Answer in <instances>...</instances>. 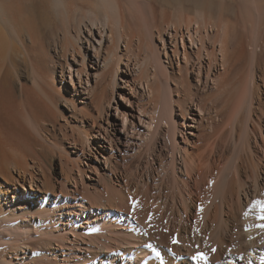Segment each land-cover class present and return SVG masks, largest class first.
Wrapping results in <instances>:
<instances>
[{
  "label": "bare ground",
  "instance_id": "6f19581e",
  "mask_svg": "<svg viewBox=\"0 0 264 264\" xmlns=\"http://www.w3.org/2000/svg\"><path fill=\"white\" fill-rule=\"evenodd\" d=\"M47 1L49 0H46V3ZM241 1H246L244 12L240 11L241 15L237 14V11L229 15L227 11L220 8L215 18L213 7L201 8L197 14L198 19L192 21L189 19L185 25L167 21L152 27L150 33L147 35L146 31L144 35L135 28L138 27L137 24L132 26L129 20V15H133V12L140 8L143 0H88L86 3L83 2L86 9L82 11L79 7L77 10L74 4L72 7L70 0H55L54 6L49 5L54 7L53 9L48 8L42 0H0V227L7 228L6 223L14 216L11 213L19 212V215H22L20 217H25V214L29 215L30 211H35L38 216L45 214L49 224H54V227L57 225L58 231L53 232L51 229L49 232L44 229L42 234L48 233L46 236L53 235L59 242H64L67 239H64L67 232L71 236L78 235L71 228L59 229V224L62 220H66L67 215L78 217V212L85 214L87 211L103 206L108 211L99 217L102 222L97 221L92 232L125 231L130 239H134L137 231H133L132 224L126 223L127 217L130 219L132 216L133 218L140 216L144 219L149 218L150 220L147 219L149 221L157 218L155 225H158L156 223L160 220L158 218L163 219L168 213L175 220L178 216L182 220L183 217L190 216L191 204H196L194 198L196 192L191 188L193 183H196L201 184L205 190L213 189L214 192V199L210 200L211 202L204 204L205 202L202 201L205 207L204 209L201 207L203 209L201 211H203V226L207 229H211L210 225L213 226L212 236L215 242L210 247L207 243L208 239H202L199 234L195 237V242H192L186 233L183 235L177 233L174 238L173 230L168 232L169 229L165 231L166 228H162L161 231L155 230L159 231V234L154 232V235H160L157 240L164 243L161 245H165L169 252L172 251L177 256H186V260L180 264H206V260L209 264H264V248L258 249L263 256L261 258L254 252V246L252 249V246H248L249 241L251 245L258 243L261 234L259 231L264 229H257L250 224L253 220L251 221L249 210L246 211L250 205L256 204L259 207L258 200L262 199L260 187L264 185L263 158L260 160L261 164L248 159L256 164L251 165L254 174L251 185L247 184L246 180L245 183L242 180L244 178L242 171L245 168L243 161L246 157L244 160L243 157H237L236 160L239 158L241 160L237 165L233 158L236 166L230 163L236 168L233 179L230 178L231 180L227 181L233 174L232 169L230 175L228 170L233 166L230 164L229 167L226 166L230 161H227L225 166L222 165V168L227 167L228 172L217 168L219 174H215L216 176L213 174L214 165L219 161L218 151L216 154L214 150L217 145L214 146L211 143L213 133L219 126L217 121H220L226 111L229 112V116L226 115L228 121L225 123L231 128L229 132L227 130L228 133L231 132V139L235 140L240 124L243 123V115L247 116L244 125L245 135L241 134L243 139L242 136L237 138L242 142L246 140L242 144L243 147L247 144L245 147L247 156L249 155L247 153L252 151V147L250 138L246 139V135L248 138L250 133L256 131L254 129L250 132L248 122H253V116L258 109L264 116V84H256L253 80L251 81V74L248 77V74L240 72L246 69L247 64L253 69L255 62H260L263 58L264 0ZM155 8L154 13L157 9ZM155 18L158 19V17ZM57 76L60 85L56 81ZM68 76L70 81L67 84ZM90 77L94 78V83H91ZM23 79L29 81L30 86L33 85L32 88L35 86L34 89L39 87L43 90L44 85H48L51 94H49L50 91L48 94L45 93L48 92L45 87L44 95L46 94L48 98L51 96V102L54 104L58 105L60 99L67 105L66 112L59 111L58 114H54L55 120H51L54 124H49L50 128L46 127L48 130H45V135L44 131H39L41 126L38 131L35 130L37 125L34 127L33 119L37 116L33 117V112H30L31 114L28 112V106L33 101H30V97L37 90L28 86ZM68 85L73 89L72 94L61 95L60 89L63 87L71 92L69 88H66ZM31 91L32 96H30ZM78 94L80 98L76 97ZM79 102L81 105H77ZM32 107L34 108V105ZM38 107L40 108V105ZM79 115L82 116L80 119ZM59 120L63 122L59 123ZM70 120L72 124L69 123ZM222 120L224 121L225 118ZM31 125L34 131L29 129ZM61 128H69L72 135L77 138H72L75 139L71 140L72 142L67 141L71 151L67 146L60 145L67 155L70 156L72 152L75 154L72 158L79 160L78 176H86L90 180L89 186L95 188L98 186L97 189L102 187L103 190L95 193L99 203L95 198L96 200L91 201V203L95 201V204L89 201L91 205L88 207V201L84 196L88 195L87 188L83 187L85 184L82 185L80 181L79 183L75 176L71 179L66 177V167L71 161L73 162V159H67V162L59 161L60 182L71 186L66 193L68 197L60 193L61 191L59 193L56 191V182L53 183L51 174L45 169L44 149L39 148L37 143L33 144L31 138H33L32 132H37L39 137L43 135V138L50 140L51 133ZM224 129L226 128H223V131ZM256 133H259L257 136L264 142L262 128ZM256 133L253 132L255 135ZM220 134L222 136V133ZM179 136L182 141L178 140ZM39 137L36 138L39 139ZM235 141L233 144L239 143ZM86 142L91 145H85ZM86 147H92V154L89 156H87ZM241 149L242 147L240 152H242ZM243 151H245L244 148ZM242 153L245 154V152ZM242 153L238 156L243 155ZM49 165L52 166L51 161ZM178 170L180 174L182 173V177H179L181 175H178ZM141 171L146 173L144 175L146 179L139 176ZM244 175L246 176V173ZM152 179L153 182H150ZM167 179L171 180L172 193L175 195L179 193L181 196H179L180 206L177 207L176 204L171 210L165 208V203L162 205L161 201L163 192L161 189H164ZM157 182H160L159 189L155 188ZM80 185L81 188H79ZM27 188L32 194L28 198L25 197V192H21ZM80 189L86 192L84 194L80 192L83 197L76 193ZM154 189L159 190L157 196L153 194ZM198 190L200 187L197 193ZM151 194L154 197H150ZM203 194L206 195V192ZM102 197L106 198L107 204L100 205ZM217 199L220 200L219 204H216ZM175 200L173 198V201ZM109 203L112 204L109 205ZM263 207L259 208L264 209ZM111 211H114L117 216L113 217ZM237 212H244L243 223L245 222L244 226L249 231L244 232L240 229L243 225H240L241 219L238 227L235 223L234 240L238 242H232L238 243V248L236 246V252L232 250L225 254L223 262L225 255L221 251L229 246L225 242V237L231 233L223 230L228 222L224 220V214L233 216L238 222L241 215L238 217ZM256 220L257 223L261 222V218L259 220L256 217ZM256 220L253 222L256 223ZM8 225L15 230L16 226L12 223ZM160 225L161 223H159L161 228L162 225ZM214 225L218 226L215 228ZM31 229L29 226L27 231L24 230L27 232L25 236L27 239L30 238ZM158 241L157 243H160ZM174 241L176 243H173ZM62 244L64 243L59 245L63 248ZM61 247L58 248L61 249ZM131 247L134 249L131 252L135 253L129 260H122L124 264H146L142 260L150 254L148 264H162L160 251L152 250L153 253H150L151 250L149 251L143 243L138 242ZM248 251L254 252L252 254L255 257L249 256ZM163 253L165 256V251ZM6 256L12 261L13 257L18 259L15 255ZM6 256L3 258L8 260ZM97 257L95 256L92 262ZM10 260L8 261L11 262ZM106 260L111 261L112 264L119 262L112 261L110 257ZM203 260L205 261L202 262ZM164 261V264H178L176 259L168 256V253ZM104 262L106 261L102 264H105ZM19 263L23 264V258L19 260Z\"/></svg>",
  "mask_w": 264,
  "mask_h": 264
},
{
  "label": "rangeland",
  "instance_id": "374dc122",
  "mask_svg": "<svg viewBox=\"0 0 264 264\" xmlns=\"http://www.w3.org/2000/svg\"><path fill=\"white\" fill-rule=\"evenodd\" d=\"M43 1L45 2V4H46V6L48 7V8H51V9H53L52 7H50V6H52L53 4L55 5V0H49V1H47V3H46V0H42V3H43ZM69 1V0H68ZM89 1H91V0H89ZM83 2H88V0H70V4L72 5V4H74L75 5V8H77V10H78V7L80 8L79 10H85L86 9V7L84 6V3ZM243 2V3H242ZM245 2L246 1H241V0H143V4L142 5H140V8H141V10H140V8L137 10V11H134L133 13V15H129V20H130V22H131V24H132V26H134L135 24H137V26L138 27H135L141 34H144V33H146V31H147V35H148V33H150L149 31H151V28L153 27H155L156 25H160V24H162V23H164V22H169V23H180V24H183V25H185L186 23H187V21L189 20V19H191V21L192 20H194V19H198L197 17H198V13L201 11V8H206L207 9V7L210 9V7H213L214 8V12H213V14L215 15L214 17L216 18L217 16L216 15H218V12H219V10H220V8L222 9V10H224V11H227L228 12V14L230 15V14H232L233 12H235V11H237L236 13L237 14H239V15H241L240 13L241 12H244V9H245V7H246V5H245ZM231 3H233V4H235V6L234 5H232ZM145 4V5H144ZM152 4H153V6H152ZM241 4V5H240ZM50 5V6H49ZM53 5V6H54ZM155 5V6H154ZM240 5V6H239ZM72 7H74L73 5H72ZM156 9V13H154V8ZM153 8V9H152ZM235 9V10H234ZM242 10V11H241ZM241 11V12H240ZM153 15V16H152ZM137 16V18H135ZM161 16V17H160ZM133 17V18H132ZM155 17H158V19H156ZM135 18V19H134ZM153 18H154V20H153ZM214 18V19H215ZM140 19H141V21H140ZM156 22V24H154V22ZM137 23H136V22ZM196 21V20H195ZM159 24H158V23ZM140 23V24H139ZM136 26V25H135ZM141 28V29H140ZM149 28V29H148ZM141 30V31H140ZM146 34H144V35H146ZM263 40V39H262ZM142 53V52H141ZM143 55V54H142ZM142 55H141V57H142ZM263 58H264V54H263ZM261 59V61L260 62H255V66L253 65V69H252V67L250 66H245L246 67V69L244 70V71H240V72H244V74L245 75H247L248 74V77H249V74H251V81L253 80V82H255L256 84H259V85H263L264 84V59ZM260 65V66H259ZM244 67V68H245ZM252 71V72H251ZM249 72H251V73H249ZM253 73V74H252ZM74 74V79H76V77H75V73H73ZM239 76V75H238ZM90 80H91V83H94V78L93 77H90ZM23 81H25V82H27V84H28V86H30L31 85V83L29 82V81H27V80H25V79H23ZM56 81H57V83L60 85V83H59V77L57 76V78H56ZM69 81H70V78H69V76L67 77V84L69 83ZM33 86V85H32ZM32 86H30L31 88H32ZM69 86V87H68ZM66 88H69V90H71V92H69V91H67L66 89H65V87H63V88H61L60 89V92H61V95H64V94H72V87L70 86V85H68ZM45 87H47V89L48 88H50L48 85L46 86V85H44V87H43V90H45L44 88ZM34 88H35V86H34ZM34 88H32V89H34ZM39 89V87L37 88V89H34V90H37V92L35 91V94H33V92H34V90H33V92L31 91V93H30V96H32V94H33V96L32 97H30L31 98V100L30 101H32L31 103H30V106L32 105H34V108L32 107V109H30L31 107L30 106H28L29 107V109H28V112L30 113H32V115H33V117H35V116H37V118L35 117L34 119H33V121L35 120L36 121V119H37V121L35 122H33L32 124L34 125V127L37 125V127H35V128H37V129H35V130H37L38 131V129L39 128H41L39 131L40 132H43L44 131V135H45V130L47 131L48 129L46 128V127H48V128H50V125H53L54 124V122L53 123H51V120L52 121H54L55 120V118L53 117V116H55L56 114H58L59 113V111H60V113H63V112H66V110H67V105H65L64 104V102L63 101H60V99L58 100L59 102V104L57 105L56 103L54 104V102L52 103L51 101H52V99H51V96H50V98H48V96H45L44 95V92H43V90H38ZM42 89V88H41ZM39 91H40V93H39ZM47 91V90H46ZM49 91H50V93H49ZM43 92V93H42ZM37 93V94H36ZM42 93V94H41ZM45 93H49V94H51V90L50 89H48V92H45ZM35 95V96H34ZM37 95V96H36ZM43 97V98H42ZM76 97H79L80 98V96H79V94L76 96ZM40 98H42V100L40 99ZM47 98V99H46ZM50 101H49V100ZM34 100H36V101H34ZM39 100H41V101H43L42 102V104H41V101L39 102ZM29 101V100H28ZM29 101V102H30ZM29 102H28V104H29ZM35 102H36V104H35ZM39 102V103H38ZM45 102V103H44ZM62 104H61V103ZM43 104H44V106H43ZM47 104H49L48 106H47ZM52 104V105H51ZM64 104V105H63ZM40 105V108L42 107V109H40L38 106ZM54 105H57L56 107L54 106ZM77 105H81V103L79 102V104H77ZM50 106V107H49ZM46 108V111H44L45 110V108ZM44 108V109H43ZM50 108V109H49ZM38 111H37V110ZM49 111H48V110ZM32 110V111H31ZM41 110V111H40ZM48 111V112H47ZM53 111H55V112H53ZM226 110H224V112H225ZM37 112H38V114H37ZM51 113V114H49L48 115V113ZM224 112H223V115H224ZM258 112V113H257ZM30 113V114H31ZM46 113V114H45ZM56 113V114H55ZM260 113V114H259ZM37 114V115H36ZM45 114V115H44ZM55 114V115H54ZM229 116V112H227L226 111V114L223 116V117H221V119H220V121H217L218 123L217 124H219V126H218V129H216L215 131H214V137L212 136V141H211V143H213V145L214 146H216L217 145V147H214V150H215V152H216V154H217V151H218V154H217V156H218V162L214 165V170H213V174L215 175H218L219 174V169H217V168H222V165L223 166H225L226 165V163H227V161L229 162L226 166H228L229 167V164L230 163H233L234 165H235V163H236V165L239 163L238 161L240 160V158H242L243 160H244V158L246 157H248L247 159L245 158V160L243 161L244 162V164H245V168H244V171H242V176L244 177V178H242V180H243V182L245 181L247 184H253V179H254V174H253V168H251V167H253V166H251V165H254L255 163H258V164H261L262 162H264V147L262 148V146H263V140L260 138V137H258L257 135L259 134V133H256V132H259V130H260V128H262V133L264 134V116H263V114H262V112L258 109L256 112H255V114H254V116H253V122H248L249 123V130H250V132L251 131H253L254 129L256 130V131H253L254 133H256V135L255 134H253V132H252V134L250 133V135H249V137L247 138V135H246V139H249V142H250V144H251V152H248L247 154H249V155H247L246 156V152H247V149L245 148V147H247L246 145L243 147V144L242 143H245L246 142V140L244 139V141L242 142L241 140H238L242 135H245V132H246V129H245V132H244V125L246 124V120H247V116H245L244 117V115H243V123H241L242 124V128H241V124H240V128H239V130H238V134H237V136L236 137H234L235 138V140H232L231 139V132L230 133H228L229 131H230V127H228L227 126V124L225 123V122H227L228 121V117L227 116ZM261 115V116H260ZM41 116V117H40ZM50 116V117H49ZM263 116V117H262ZM32 117V118H33ZM79 117V119H80V117H82V116H78ZM41 118V119H40ZM223 118H225V120L223 121L222 119ZM227 119V120H226ZM42 121V122H41ZM49 121V122H48ZM60 122L59 123H62L63 121H61V120H59ZM223 121V122H222ZM40 124H39V123ZM257 122V123H256ZM56 123V122H55ZM69 123H71L72 124V120H70V122ZM259 123V124H258ZM50 124V125H49ZM255 124V125H254ZM45 127H44V126ZM259 125H261V127L259 126ZM39 126H41V127H39ZM73 126H75V125H73ZM30 127V126H29ZM32 127V128H31ZM31 127L29 128L30 130H32V129H34V127L31 125ZM71 127V126H70ZM260 127V128H259ZM44 128V129H43ZM74 128V127H73ZM71 128L72 130H76V128ZM223 128H226V129H224V131H223ZM259 128V129H258ZM227 130H228V132H227ZM242 130V131H241ZM32 131H34V130H32ZM31 131V132H32ZM223 131V132H222ZM241 131V132H240ZM40 132H39V134H40ZM37 133V132H36ZM35 132L33 133L32 132V136H33V138H31V140H33V144H39V148H42V149H44V153H45V156H46V161L44 160V163L46 164V171H49L48 173H50L51 174V178H52V180H53V183H55L56 184V191L59 193L60 191V193H63V195H66L67 196V191L69 190V188L71 187L70 185H66V184H62L61 182H60V179H61V174L59 173V171L61 170L60 169V160H62V161H64V162H67L66 160L67 159H73L72 158V156H74L75 154H73L72 152H71V155L69 156V155H67L63 150H62V146L61 145H65V146H67V148H68V150L69 151H71L72 149L71 148H69L70 146V144H68V140H69V142L72 140H75V139H72V138H76V137H74V135H72V132L69 130V128H61V129H57L55 132H52L51 133V135L52 136H50L49 138H50V140H47V139H45V138H43V135H41L40 137L36 134ZM55 133V134H54ZM220 133H222V136H221V134ZM227 133V134H226ZM36 134V135H35ZM69 134V135H68ZM216 134V135H215ZM224 134H225V136H224ZM228 134H230V135H228ZM242 134V135H241ZM247 134V133H246ZM47 135V134H46ZM240 135V136H239ZM254 135H255V137H254ZM64 136H66V137H64ZM36 137H39V139L38 138H36ZM226 137V138H225ZM38 139V140H36V139ZM238 138V139H237ZM242 139H243V136L241 137ZM245 138V137H244ZM77 139V138H76ZM224 139V140H223ZM178 140L179 141H182V139H181V137L179 136L178 137ZM220 140H221V142H224V143H221L220 142ZM237 140H238V142H237ZM256 140H257V142H256ZM71 141V142H72ZM233 141H235L236 143H238V144H233L234 142ZM226 142V143H225ZM256 142V143H255ZM55 143V144H54ZM221 143V144H220ZM60 146H59V145ZM88 143L86 142V144L85 145H87ZM204 144V143H203ZM203 144H201V145H203ZM225 144V145H224ZM240 144V145H239ZM91 144L89 143L88 144V146H90ZM222 145V146H221ZM58 146V147H57ZM87 146V147H88ZM261 146V147H260ZM86 147V152H87V156H89V155H91L92 154V147H90V148H87ZM239 147V148H238ZM240 147H242V149H241V151L242 152H245V154L244 153H242V152H240L239 150H240ZM216 148V149H215ZM237 148H238V150H237ZM243 148L245 149V151H243ZM259 149H261V150H259ZM224 150V151H223ZM239 153H238V152ZM262 151V152H261ZM254 152V153H253ZM90 153V154H89ZM236 153H237V156H236ZM243 154V155H241V156H238L239 154ZM222 155V156H221ZM250 155H251V158H249L250 157ZM223 157V158H222ZM227 157V158H226ZM236 157V158H235ZM237 157H240L238 160H236L237 159ZM233 158L236 160H234V162H233ZM258 158V159H257ZM263 158V159H262ZM54 159V160H53ZM226 159V160H225ZM248 159H250V160H252V161H254V162H252V161H250V160H248ZM262 159V162L260 161ZM247 160V161H246ZM51 161V164H52V166L50 167V165H49V162ZM53 161V162H52ZM79 161V160H78ZM78 161L77 160H74L73 159V162L71 161V163L73 164H71L70 163V165L68 166V167H66V170H65V175H66V177L67 178H74V176L75 177H77V180H78V182L80 181L81 182V184L83 185V184H85V186H83L84 188H87V193H88V195H84L85 197H86V200L88 201V203H89V201H90V203H91V201H93V200H96L97 199V202L99 203V200H98V198H96V196H95V193L97 194L98 193V191L99 190H101L102 189V187H100L101 189H97L98 188V186L95 188L94 186H89L90 184V180L86 177V176H84V175H82L81 177L83 178V181H81L82 180V178L80 177V176H78V174H77V169H78V167L80 166H78ZM241 161V160H240ZM245 161H246V163L248 162V164L246 165V163H245ZM47 162V163H46ZM180 162V161H179ZM221 162V163H220ZM260 162V163H259ZM251 163V164H250ZM233 164H230V165H232L233 167H229L228 168V170L230 171L229 172V175L230 174H232V176H229V178L227 179V178H225V179H227V181H229V180H231V179H233L234 177H235V175H234V172H236V168H235V166L233 165ZM257 164V165H258ZM217 165V166H216ZM248 165H250V166H248ZM256 165V164H255ZM70 167V168H69ZM180 167V166H179ZM247 167V168H246ZM183 168V167H182ZM181 168V169H182ZM224 168V169H223ZM222 169H221V171H223V170H225L226 171V169H227V167H223ZM50 169V170H49ZM69 169V170H68ZM75 169V170H74ZM233 170V172L231 173V171ZM248 169V170H247ZM252 169V170H251ZM224 171V174H226V172H228V171H226L225 172ZM249 172V174L247 173V172ZM101 173H103V171H100ZM68 173V174H67ZM70 173H72V174H70ZM246 173V176L247 175H249L247 178H246V176L244 175ZM250 173H252V174H250ZM72 175V176H71ZM144 175H146V173H142V171H141V173L139 174V176L141 177V176H143L144 177V179H146V177L144 176ZM155 175H157V174H155ZM178 175H181V176H179V177H182V173L180 174L179 173V170H178ZM215 175V176H216ZM253 177H251V176ZM84 176V177H83ZM103 176H105V175H103ZM161 177H162V175H160ZM228 176V175H227ZM56 177V178H55ZM58 177V178H57ZM106 177H108L109 178V176L108 175H106ZM169 178L171 177L170 175L168 176ZM233 177V178H232ZM81 178V179H80ZM107 178V179H108ZM231 178V179H230ZM251 178H252V180H251ZM57 179V180H56ZM59 179V180H58ZM159 179V178H158ZM157 179V180H158ZM108 180H110V178L108 179ZM168 181H167V183L165 184V186L163 187L164 189H161L163 192H162V199H161V201H162V205H164V203H165V205H164V207L165 208H168L169 210H171L172 208H173V206L174 205H176L177 204V207L178 206H180V195H179V193H177V195H175L174 193H172L173 192V189L170 187V185H171V180H169V179H167ZM250 180H251V182H250ZM169 181H170V184H169ZM79 182V183H80ZM150 182H153V179L152 180H150ZM244 182V183H245ZM155 183V182H154ZM58 184V185H57ZM111 184V183H110ZM157 184V186L155 185V188L156 189H159L160 188V182H157L156 183ZM159 184V185H158ZM196 184V183H195ZM194 183H193V186H191V188L196 192V196L194 197L195 198V203L196 204H191V207H190V211H191V213H189L190 214V216H188V217H183L182 218V220H181V218L178 216V217H176L177 219L175 220V218H173L172 216H170L169 215V213L168 214H166L167 216H164V218L163 219H165L164 221H162L163 219L162 218H158V222H156L158 225H155L154 224V222L156 221V219L157 218H154L153 220L151 219V221H149L150 219L149 218H147V219H149V220H147L146 218L144 219V218H141L140 216L139 217H137V216H134V218H133V216L129 219V217H127L128 218V220H126V223H128V224H132V226H133V231H137L134 235H135V238L134 239H130L129 237L130 236H128L127 234H125V231H118V232H116V230H111V231H103V232H92L93 231V227L95 226V224L97 223V221H99V223L100 222H102V220L99 218L100 216H102V214H104L105 212H107L108 210H106V209H104L103 208V206L102 207H100L99 206V204H97V206H99V208H94L93 209V211H87L85 214L84 213H82V212H78V217H76V216H74V215H72L71 217H68V215H67V218H66V220H62V222L59 224V229H63V228H71L75 233L77 232L78 233V235H77V237H76V235L74 236V235H69V233L67 232L66 234H65V238L64 239H66V240H64V242H59L57 239H56V236L54 237L53 235L52 236H46V235H48V233H44L45 234V236H42V235H44V234H42L43 232V230L45 229H47V231H51V229L53 230V232H55V231H58V229H56V227H57V225L54 227V224H52V223H50L49 224V222H48V218L46 217V215L44 214L43 216H38L37 214V212H35V211H33V212H29V215H26L25 214V217H20V216H22V215H19V212H15V213H11L12 214V218H9V220H8V222L6 223L7 224V228H2V227H0V264H7V263H10V264H20L19 263V260L21 259V258H23V264H102L103 263V261H106V262H104L105 264H112V262L110 261V262H108L106 259L108 258V257H110V258H112V261H114V260H116V261H119V262H117V264H124L123 262H122V260H129V258H131L133 255H134V253L135 252H131L132 251V247H131V245L132 244H137V242L138 243H143V245L144 246H146V248L150 251V253H153V251L155 252V251H160V254L162 255V257L160 258V260L162 261H160L162 264H164L165 263V261H164V259L166 258V256H167V253H168V256H170V257H172V259H175L174 258V256H171L170 255V252H169V249L168 248H165V245L163 246V245H161V244H164V243H161L160 241H158L157 240V237L159 238V236L160 235H154V232H155V234H159V231H155L156 229L158 230H160V229H162V228H166V229H164L165 231H167L168 229H169V231L168 232H172V230H173V235H174V238H176L175 237V235H177V233L178 234H187L188 236H189V239L192 241V242H195L196 240H195V237L196 236H198V234L200 235V237L202 238V239H204V240H207V243L210 245V247L212 246V244L215 242L214 241V236H212V233H214L213 231H212V225H210V228L211 229H207L206 227H204L203 226V222H202V213H203V211H201V210H203L204 209V207H205V205L204 204H206V203H208V202H211L210 200H213L214 199V192L212 191L213 189H208V188H206V190H205V188H203L202 187V185L201 184H196L195 185ZM169 185V186H168ZM198 185V186H197ZM86 186H88V187H86ZM196 186V187H195ZM249 186V185H248ZM158 187V188H157ZM200 187V190H198L199 192L197 193V189ZM79 188H81V185H80V187ZM166 188V189H165ZM171 188V189H170ZM197 188V189H196ZM201 188H203L202 190H201ZM261 188V192H262V199H260L261 201H263V202H261V201H259L258 200V205H259V207H263L264 206V200H263V197H264V185L262 184V187H260ZM92 190V191H90V190ZM95 189V190H94ZM156 189H154L153 190V194L154 195H156L157 193H159V190H156ZM245 189V188H244ZM263 189V190H262ZM97 190V191H96ZM103 190V189H102ZM172 190V191H171ZM184 190H185V192H187V190L184 188ZM90 193H89V192ZM157 191V192H156ZM201 191V192H200ZM209 191V192H208ZM21 192H25L24 193V195H25V197L26 198H28L29 196H30V194H31V191L27 188V190H22ZM80 192H81V194L83 193H86L85 191H83V189H80L79 190V192H76L79 196L81 195L80 194ZM105 192V191H104ZM206 192V195L205 194H203V193H205ZM260 192V193H261ZM188 193V192H187ZM153 194H151V196L150 197H154L153 196ZM199 194H201V196H199ZM213 194V195H212ZM32 195V194H31ZM60 196H62L61 194H59ZM170 195V196H169ZM82 197H83V195H81ZM90 196V197H89ZM157 196V195H156ZM171 196H172V198H171ZM177 196V197H176ZM180 196V197H179ZM198 196V197H197ZM205 196V197H204ZM53 197V196H52ZM68 197V196H67ZM70 197V196H69ZM200 197V198H199ZM204 197V198H203ZM96 198V199H95ZM173 198H175L176 200L175 201H173ZM197 198V199H196ZM202 198V199H201ZM207 198V199H206ZM102 199V201L100 202V205L101 204H107V200H106V198L105 197H102L101 198ZM179 199V200H178ZM85 200V201H86ZM172 200V201H171ZM168 201V202H167ZM205 202L204 204H203V202ZM217 201H218V203H217ZM219 201L220 200H216V204H219ZM110 202V201H109ZM88 203H87V206L89 207L91 204H95V201L93 202V203H89V205H88ZM173 203H175V204H173ZM261 203V204H260ZM110 204H112V203H109V205ZM203 204V206H200V205H202ZM31 205H35V204H31ZM196 205V206H195ZM113 206V205H112ZM203 209H202V208ZM259 207H257V205L256 204H254L253 206L252 205H250V206H248V208L246 209V211H248L249 213H250V218H252L251 219V221L253 220L254 222H255V220H256V217H257V219L259 218V220H260V218H261V222H260V224H258L257 223V220H256V223H254L253 221H252V223L250 222V224H253L254 225V227H257V229H259V228H262V229H264V209H260ZM72 207H70V209H71ZM260 210V211H258V209ZM264 208V207H263ZM255 211V212H254ZM115 212H116V210H115ZM238 212H239V210H238ZM237 212V213H238ZM260 212V213H259ZM263 212V213H262ZM33 215H32V214ZM88 213V214H87ZM111 213L113 214L112 216L114 217V216H117V214H114V211H111ZM258 213H259V215H258ZM82 214V215H81ZM94 214V215H93ZM243 214H244V212H240V213H238V217H239V219H238V222H236V220L233 218V216H229V214L227 215H225L224 214V220H227L228 222H226V224H227V226L223 229L224 230V232H231V233H228L227 235L228 236H226L225 237V242H227V245H229V246H227V247H225V249L223 248L222 249V251L221 252H223V254L225 255H227L230 251H237V248H238V243H235L234 242V244H233V242L232 241H236V242H238L237 240H234L235 238H234V233H235V231H236V229H234V226H235V228H236V224H237V227L239 226V222L240 221H242V222H240V225L241 224H243V225H241V227H240V229H242V231H244V232H247V231H249V230H247V227L246 226H244V224H245V222L243 223ZM253 214V215H252ZM98 215V216H97ZM257 215V216H256ZM16 216V217H15ZM37 216L39 217V218H37ZM227 216V217H226ZM97 218V220H96V218ZM166 217V218H165ZM47 218V219H46ZM94 218H95V221H94ZM179 218V219H178ZM188 218V219H187ZM233 218V219H232ZM43 219V220H42ZM46 219V220H45ZM72 219V220H71ZM241 219V220H240ZM11 220V221H10ZM26 222H25V221ZM138 220V221H137ZM180 220V221H179ZM235 222H234V221ZM240 220V221H239ZM46 221V222H45ZM182 221V222H181ZM48 222V223H47ZM75 222V223H74ZM124 222H125V220H124ZM124 222H120V223H124ZM10 223H12L14 226H16V228H15V230H12L10 227H9V225L8 224H10ZM42 223V224H41ZM69 223V224H68ZM159 223H161V228L159 227ZM230 223H232V225L230 224ZM236 223V224H235ZM49 224V225H48ZM63 224V225H62ZM66 224V225H65ZM154 224V225H153ZM229 224V225H228ZM45 226V227H43V226ZM148 225V226H147ZM150 225V226H149ZM164 225V226H163ZM216 225V224H215ZM214 225V227L216 228L217 226H215ZM231 225V226H230ZM256 225V226H255ZM19 226V227H18ZM30 226V228H32L31 230H32V233L29 235L30 236V238L29 239H27L25 236H27V228ZM148 227V229H147V227ZM154 226V227H153ZM243 226V227H242ZM24 227V228H23ZM43 229H42V228ZM177 227V228H176ZM18 228V229H17ZM21 228V229H20ZM26 228V229H25ZM56 230H55V229ZM81 228V229H80ZM151 230H150V229ZM227 228H229V230H227ZM233 228V229H232ZM16 229H17V231H16ZM38 229H39V231H38ZM42 229V230H41ZM232 229V230H231ZM24 230H26V231H24ZM33 230H34V232H33ZM140 230H141V232H140ZM154 230V231H153ZM231 230V231H230ZM11 231L13 232V233H11ZM23 231V232H22ZM143 231V232H142ZM161 231V230H160ZM177 231H179V232H177ZM202 231V232H201ZM241 231V232H242ZM7 232H8V234H7ZM14 232H16V233H19V234H17L16 235V233H15V235H14ZM24 232H26L25 234H24ZM35 232L37 233V234H35ZM41 232V233H40ZM116 232V233H115ZM121 232H123V233H121ZM261 234H260V239L258 240V243H256V244H254V245H251L250 244V241L248 242V246L249 247H251V249L253 248V246H254V252H256L257 253V256H261V258H263V256L260 254V251H258V249L259 248H264V230L262 231H259ZM34 233V234H33ZM40 233V234H39ZM139 233H141V234H139ZM167 233V232H166ZM196 233V234H195ZM243 233V232H242ZM23 234V235H22ZM39 234V235H38ZM50 234V233H49ZM83 234V235H82ZM113 234V235H112ZM137 234V235H136ZM143 234V235H142ZM211 234V235H210ZM122 235V236H121ZM139 235V236H138ZM206 235H208V236H206ZM233 237H231V236ZM28 236V237H29ZM40 236V237H39ZM67 236V237H66ZM136 236H138L139 237V239H138V237H137V240H136ZM142 236V237H141ZM156 238V240H155V238ZM211 236V237H210ZM263 236V237H262ZM20 237V238H19ZM81 237V238H80ZM147 237V239H145ZM151 237V238H150ZM192 237V238H191ZM209 237V238H208ZM44 238V239H43ZM46 238V239H45ZM74 240H73V239ZM77 238V239H76ZM81 240H80V239ZM173 238V239H174ZM211 238V239H210ZM232 238V239H231ZM84 239V240H83ZM130 239V240H129ZM143 239V240H142ZM27 240V241H26ZM43 240V241H42ZM83 240V241H82ZM109 240V241H108ZM129 240V241H128ZM142 242H141V241ZM203 240V241H204ZM212 240V241H211ZM251 240V239H250ZM24 241H26V242H24ZM43 243H42V242ZM118 241V242H117ZM152 243H151V242ZM157 241L158 242H160V243H157ZM173 241V240H172ZM171 241V242H172ZM76 242V243H75ZM86 242V243H85ZM130 242V243H129ZM133 242V243H132ZM156 242V243H155ZM23 243L25 244V245H23ZM61 243H64V244H62V246H63V248L61 247V245H59V244H61ZM74 243H75V245H74ZM82 243V244H81ZM101 243V244H100ZM109 243H110V245H109ZM117 243V244H116ZM173 243H176L175 241L173 242ZM182 243V242H181ZM19 244V245H18ZM66 244H67V246H66ZM81 244V245H80ZM97 244V245H96ZM100 244V245H99ZM122 244V245H121ZM150 245V246H148V245ZM152 244V245H151ZM196 244V243H195ZM13 245V246H12ZM21 245V246H20ZM27 245H28V247H27ZM61 247V249L60 248H58L59 246ZM69 245L71 246V247H69ZM76 246V247H74V246ZM78 245V246H77ZM117 245V246H116ZM235 245V246H234ZM258 245V246H257ZM15 246V247H14ZM44 246V247H43ZM89 246V247H88ZM106 246H107V248H106ZM108 246H110V247H108ZM153 246V247H152ZM158 246H159V249H158ZM162 246V247H161ZM194 246V245H193ZM196 246V245H195ZM194 246V247H195ZM232 246V247H231ZM236 246H237V248H236ZM256 246V247H255ZM21 247V248H20ZM68 247V248H67ZM79 249H78V248ZM84 247V248H83ZM93 247V248H92ZM197 247H198V244H197ZM19 248V249H18ZM76 250H75V249ZM81 248V249H80ZM90 250H89V249ZM100 248V249H99ZM110 248V249H109ZM151 248V249H150ZM213 248H215V247H213ZM229 248H231V250L229 249ZM83 249H85V250H83ZM94 251H93V250ZM107 249V250H106ZM118 249V250H117ZM161 249V250H160ZM198 249V248H197ZM227 249V250H226ZM236 249V250H235ZM110 250V251H109ZM153 250V251H152ZM212 250V249H211ZM225 252H224V251ZM229 250V251H228ZM98 251V252H97ZM100 251V252H99ZM133 251H134V249H133ZM165 251V253H166V255L164 256V252ZM17 252V253H16ZM68 252H69V254H68ZM71 252H72V254H71ZM131 252V253H130ZM249 253H248V255L249 256H251V257H255V255L254 254H252V253H254V252H252V253H250L251 251H248ZM13 253V254H12ZM64 253H65V255H64ZM106 253V254H105ZM163 253V254H162ZM205 253V252H204ZM246 253V252H245ZM8 254H11L12 256H17V258L18 259H16L15 257H13L14 259H13V261L12 260H10L9 259V257L8 256H6V255H8ZM124 255V256H123ZM226 255L223 257V262L225 261L224 259H225V257H226ZM245 255V254H244ZM3 256H6L7 257V259L8 260H10L11 262H9L8 260H6V259H4L3 258ZM36 256V257H35ZM95 256H98L93 262H92V259L95 257ZM123 257V258H122ZM150 257H151V254L150 255H148V256H146L143 260H142V262H145L146 264H148L149 262H150ZM42 259V260H41ZM47 259V260H46ZM65 259V260H64ZM2 260V261H1ZM4 260H6V261H4ZM4 261V262H3ZM41 261H43L42 263H41ZM196 261V260H195ZM205 260H203L202 262H204ZM213 261V260H212ZM211 261V262H212ZM13 262V263H12ZM57 262V263H56ZM139 262H140V260H139ZM197 262V261H196ZM206 262V264H209V262H207V260L205 261ZM210 262V263H211ZM203 264V263H202Z\"/></svg>",
  "mask_w": 264,
  "mask_h": 264
},
{
  "label": "snow or ice",
  "instance_id": "6c2138e0",
  "mask_svg": "<svg viewBox=\"0 0 264 264\" xmlns=\"http://www.w3.org/2000/svg\"><path fill=\"white\" fill-rule=\"evenodd\" d=\"M198 259H199V257H198Z\"/></svg>",
  "mask_w": 264,
  "mask_h": 264
}]
</instances>
